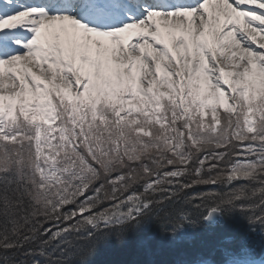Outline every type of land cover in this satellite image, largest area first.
I'll use <instances>...</instances> for the list:
<instances>
[{
    "label": "snow or ice",
    "instance_id": "snow-or-ice-1",
    "mask_svg": "<svg viewBox=\"0 0 264 264\" xmlns=\"http://www.w3.org/2000/svg\"><path fill=\"white\" fill-rule=\"evenodd\" d=\"M113 248L264 264V0H0V264Z\"/></svg>",
    "mask_w": 264,
    "mask_h": 264
},
{
    "label": "trees",
    "instance_id": "trees-1",
    "mask_svg": "<svg viewBox=\"0 0 264 264\" xmlns=\"http://www.w3.org/2000/svg\"><path fill=\"white\" fill-rule=\"evenodd\" d=\"M199 191H203V188L197 189ZM211 231V230H208ZM198 238H207V231H200L197 233ZM127 248L129 250L134 249L135 248V241H130L129 244L127 245ZM115 251H118L117 249L113 248L110 249L109 252L102 254L101 256L97 257V264H101V262L107 258H110L113 253ZM129 259L135 258V257H127ZM171 257L167 254L166 251H162L160 254L156 255L153 257V259L157 260V261H165L170 259Z\"/></svg>",
    "mask_w": 264,
    "mask_h": 264
}]
</instances>
